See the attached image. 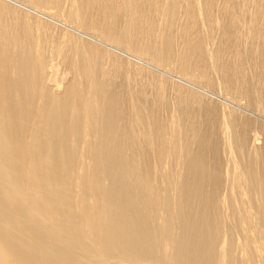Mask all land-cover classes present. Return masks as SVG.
<instances>
[{"label":"bare ground","instance_id":"bare-ground-1","mask_svg":"<svg viewBox=\"0 0 264 264\" xmlns=\"http://www.w3.org/2000/svg\"><path fill=\"white\" fill-rule=\"evenodd\" d=\"M0 264H264V0H0Z\"/></svg>","mask_w":264,"mask_h":264},{"label":"rangeland","instance_id":"rangeland-1","mask_svg":"<svg viewBox=\"0 0 264 264\" xmlns=\"http://www.w3.org/2000/svg\"><path fill=\"white\" fill-rule=\"evenodd\" d=\"M21 1H23V0H21ZM50 46H51V45H50ZM55 61H56V60H54L53 62H55ZM64 73H65V74H68L69 71H68V70H67V71H64ZM252 142H254V143L257 145V144L259 143V140H258V138H254V140H252ZM252 142H251V143H252ZM251 143H250V144H251ZM250 179H254V177L251 176Z\"/></svg>","mask_w":264,"mask_h":264}]
</instances>
